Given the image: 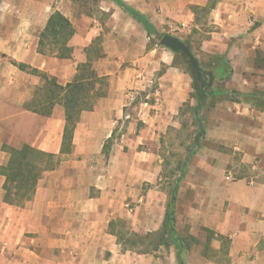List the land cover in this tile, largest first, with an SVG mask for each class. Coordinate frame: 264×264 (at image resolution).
<instances>
[{
    "label": "crops",
    "instance_id": "obj_1",
    "mask_svg": "<svg viewBox=\"0 0 264 264\" xmlns=\"http://www.w3.org/2000/svg\"><path fill=\"white\" fill-rule=\"evenodd\" d=\"M123 1L145 14L159 33L163 23L172 26L167 34L188 43L205 70L214 71V57L224 58L232 73L223 82L214 76L211 86L242 93L264 89V0H219L207 13H196L194 7H205L209 0ZM101 5L111 11L106 22L111 31L104 35L99 46L103 57L94 61V68L108 79V89L93 110L82 112L72 154L43 173L32 200L22 207L5 203V176L0 174V264H179L175 247H160L154 253L123 251L109 230L110 220L123 212L103 206L115 194L130 195L139 192L143 183L159 180L162 166L156 163L152 147L144 163L130 161L118 170L114 160L105 181L99 154L114 133L134 134V143L151 142L153 138L145 136L155 135L157 129L158 134L165 133L170 120L194 100L192 77L175 61L174 52L151 42L144 27L121 7L111 1ZM202 18H208L206 23ZM69 19L76 28L71 59L47 61L48 56L38 52V36L36 43H25L44 29L48 18L38 28L31 20L15 18L10 35L15 40L13 58L49 72L62 85L70 82L77 66L87 61V49L101 29L97 23L84 27ZM5 37L0 32V39ZM161 66L165 69L149 90L151 77ZM19 73L0 58V166L9 159L6 147L28 144L61 155L64 107L56 105L49 117L24 108L33 94L14 84ZM4 77L14 85L3 87ZM142 91L155 100L140 101L134 115L130 106ZM210 109L214 111L210 143L201 144L190 159L178 194L176 229L195 238L181 254L183 263L264 264V111L244 100H223ZM232 149L240 151L239 162ZM121 184L124 190H114ZM157 188L150 189L147 202L136 208V214L143 215L133 228L139 235L158 231L163 223L167 195ZM153 215L158 216L155 222Z\"/></svg>",
    "mask_w": 264,
    "mask_h": 264
},
{
    "label": "trees",
    "instance_id": "obj_2",
    "mask_svg": "<svg viewBox=\"0 0 264 264\" xmlns=\"http://www.w3.org/2000/svg\"><path fill=\"white\" fill-rule=\"evenodd\" d=\"M111 1L121 7L135 20H137L151 38V42H155V38L160 40L165 34L159 33L151 20L139 10L129 6L123 0H101ZM219 0H209L205 7H194L197 12L207 13L213 9ZM76 33L73 22L64 15L60 10H55L49 16L48 21L39 35L38 52L45 56H53L58 59H71L73 57V47L70 45L72 38ZM99 38L92 42L90 48L87 49V61L77 66L74 78L65 85L58 82L56 77H50L45 72L34 69L32 73L42 80V85L35 92L31 101L24 105V108L38 113L43 116H51L56 105H62L65 110V128L62 142L61 154H69L73 151V135L77 123L83 111H91L94 109L96 100L104 95V92H94L96 86L101 89L103 84H107L106 78L99 76L94 68V61L103 57L102 49L98 44ZM157 43V42H156ZM189 45L188 43H186ZM151 47V46H150ZM193 52V51H192ZM194 54V53H193ZM176 60L180 61L187 73L192 77L193 93L192 99L195 100V106L199 105V113L207 105L214 107L218 102L223 100L240 101L244 100L251 103L257 110L264 111V89H255L250 93H242L237 90L224 89L221 85L202 87L200 82L191 68L188 58L182 53H175ZM196 57V55L194 54ZM197 58V57H196ZM213 74L220 80H227L232 69L229 63L221 57H214ZM22 71H28L29 67L24 63L14 62ZM216 65V66H215ZM207 77H204L203 81ZM213 100V101H211ZM186 105V104H185ZM192 107L193 114L194 108ZM197 126V132L194 140L187 150L185 158L179 165V176L172 186L169 195V201L164 214L161 228L155 232H149L146 235L153 237V240L146 242V246H152V249L135 250L127 247L122 243L123 232L118 229L117 220L109 223V230L117 237L118 243L122 246L123 251H135L138 253H154L160 247H175L177 251V259L179 264L183 263L181 254L185 247L189 246L187 239H195L192 236L187 238L180 235L176 229V213H177V195L180 184L188 171V164L191 157L198 151L204 135V127L201 122L194 121ZM5 150L9 154L7 163L0 166V174L5 176L4 198L3 201L9 205L18 207L24 206L28 201L32 200L43 173L47 170H53L61 163V157L55 154L40 151L28 144L21 147H6ZM209 235V234H208ZM140 242V241H139ZM143 244V243H142ZM136 245V242H133ZM226 254V252H225Z\"/></svg>",
    "mask_w": 264,
    "mask_h": 264
},
{
    "label": "rangeland",
    "instance_id": "obj_3",
    "mask_svg": "<svg viewBox=\"0 0 264 264\" xmlns=\"http://www.w3.org/2000/svg\"><path fill=\"white\" fill-rule=\"evenodd\" d=\"M101 6H102L101 0H0V32L3 34L4 37L6 36L5 38L0 39V58L7 61V65L9 67L13 65L18 70V72H21L19 73L21 77L16 83L10 81L9 78L7 79L4 77L2 79V82L4 84L3 87H12V85L17 84V88H20L23 92H28L32 90V94H33L32 98H33L35 92L42 85V80L39 76L34 75L32 71L34 69H37L39 71L45 72L50 77H54L50 75L49 72L39 69L37 66L36 67L32 66L31 64L26 62L24 64H27L29 67L27 72L22 71L21 69L18 68V66L14 64V62L23 63L16 61V59L13 58L12 55V53L15 50V47L12 46V43H14L15 40L11 39L10 35L13 31L12 28L14 27L13 22L15 18H23L25 20V23L31 20L34 23H36L35 26H37L38 28L42 25V23L44 22V20H46V18H49V16L52 14L53 11L60 10L62 12H67L68 17L74 18V23H76L77 25L79 24L80 26L83 25L84 27L85 26L87 27L88 25L93 26L98 24L101 29V32L100 35H97L96 38H94L93 40L99 38L97 42L98 44L101 45L104 42V35L109 31H111V28H108L106 26V22L109 19L111 11L110 12L104 11L101 9ZM92 19L96 21L95 22L91 21ZM162 20L165 19L162 18ZM201 20L206 23L208 18H202ZM163 24H164V28H163L164 30L161 32L162 35L167 34L169 31L173 29L172 26L165 23ZM173 27L180 28V26H173ZM174 30H177V28L176 29L174 28ZM40 33L38 34L35 31L34 32L35 36H33L34 38L31 36L29 40L25 39V43L27 44L30 41H34L36 43L37 42L36 37L37 36L39 37ZM180 35L182 36V38L186 39L185 33H180ZM202 35L204 34L202 33ZM197 36L199 37V35ZM154 41L157 43L159 42L158 38L157 39L155 38ZM33 53L34 51H31L29 55H32ZM50 58H53V56H48L47 61L50 62L49 60ZM202 59L204 60V55L202 56ZM205 63H206L205 65L208 66L210 62L206 61ZM59 67H62V65L58 66V68ZM183 68L185 69L184 66ZM164 69L165 67L161 66L160 69L155 74V76L151 77V82H150L151 89L149 88V90H152V88L155 86L154 84H156L155 82H157V74L163 73ZM105 80L107 84H103L101 89H99V87L96 86L94 91L95 93L98 91L101 93L106 92V90L108 89L109 81L107 78ZM144 93L145 91H142L141 93L135 95L134 99L132 100V105L130 106V109L132 110V113L134 115L136 110L141 108L139 104L140 101L155 100L154 95L151 94L150 97H146V94ZM32 98L29 101H31ZM194 104H195L194 100H190L189 103H186V105H184L179 110L178 117L170 120V123L165 133L158 134V129H157V133L155 135L151 134L145 136L146 138H153L151 139L153 142L144 141L140 143H134L133 140H135L136 138L134 134L122 136V134L114 133L111 137L108 138V140L104 144L101 154H99L100 159H102L103 168L101 172L103 173L104 181L107 180L108 175H110L109 170L112 169L114 160L116 165L118 166V170H122V166L128 164V162L130 161L136 163H140V162L144 163L146 162V160H148L147 154L151 147L153 149V152L155 153L156 163H160V165L162 166L159 180L156 183L154 184L143 183L139 192L137 190L136 191L131 190L132 193L130 195L129 193L127 194L118 193L115 194L113 197L106 199L105 202L103 203V206H109L110 208L114 206L116 209L122 210L123 214L117 215L116 217L112 218L110 221L117 220V223L119 224L118 229L122 230L123 232L122 234L124 236L122 243L123 244L125 243L127 247H131L135 250H144L147 248L152 249V246L147 247L145 243L153 240L154 235L153 237H148L146 234L139 235V233H136L133 229L135 220H139L143 217V215L140 213H138V215L136 214V208L140 206L142 202H147V200L149 199L148 191L158 186L156 190L161 193H165L167 195V200L165 205V211H166L172 186L179 176V165L182 164L183 159L185 158V155L187 153V150L192 144L195 134L197 132V126L194 123L195 115L193 114V110H192V107L195 106ZM212 114H214V111L210 109V106L208 105L204 107L202 111L199 113L201 119L200 122L203 124L204 127V135L201 144H204V142L210 143L211 133L213 132L210 127L211 126L210 119ZM127 121H131V120H127ZM140 125H143L142 121H139V126ZM123 139L125 140V142L119 145L118 143H121V140ZM231 151L232 153L235 154V158L237 160L236 162H239L240 151L238 150L234 151L233 149ZM72 152L69 154H72ZM60 157H61V162L69 158L68 154H63V155L61 154ZM73 158H75V156ZM78 158H80V156H78ZM238 176L240 175H237V177ZM183 180L180 184V187L183 183ZM125 185L132 187V185L129 183ZM117 189L124 190V187L122 186V184L119 186L117 185V187L114 188V190ZM186 200L187 199L184 200V204L186 203ZM157 203L160 204V200H158ZM177 203H178V195H177ZM152 217H153L152 218L153 222H155L158 216L153 215ZM183 236H185L186 238L188 237V235L186 234H183ZM187 240L189 241V246L191 247L192 243H194L193 239H187ZM133 242L134 243L136 242V245H133Z\"/></svg>",
    "mask_w": 264,
    "mask_h": 264
},
{
    "label": "water",
    "instance_id": "obj_4",
    "mask_svg": "<svg viewBox=\"0 0 264 264\" xmlns=\"http://www.w3.org/2000/svg\"><path fill=\"white\" fill-rule=\"evenodd\" d=\"M159 44L161 46H164L171 50L174 53H182L186 58H188L189 63L191 65V68L194 70L198 80L202 81V87L205 86H211L214 74L210 70H205L199 60L194 56L191 48L189 45L185 44L182 40H180L178 37L171 35V34H165L162 36V38L159 40ZM204 77H207L206 80L203 81ZM195 118L197 122H200V116H199V105L195 106L194 108Z\"/></svg>",
    "mask_w": 264,
    "mask_h": 264
},
{
    "label": "built area",
    "instance_id": "obj_5",
    "mask_svg": "<svg viewBox=\"0 0 264 264\" xmlns=\"http://www.w3.org/2000/svg\"><path fill=\"white\" fill-rule=\"evenodd\" d=\"M229 177H230V178H233L234 176H233V174H229Z\"/></svg>",
    "mask_w": 264,
    "mask_h": 264
}]
</instances>
